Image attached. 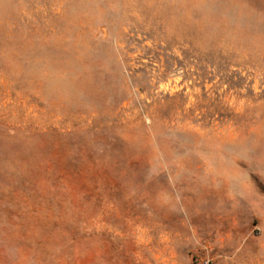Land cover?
<instances>
[{
	"label": "rangeland",
	"instance_id": "obj_1",
	"mask_svg": "<svg viewBox=\"0 0 264 264\" xmlns=\"http://www.w3.org/2000/svg\"><path fill=\"white\" fill-rule=\"evenodd\" d=\"M0 264H264V0H0Z\"/></svg>",
	"mask_w": 264,
	"mask_h": 264
}]
</instances>
